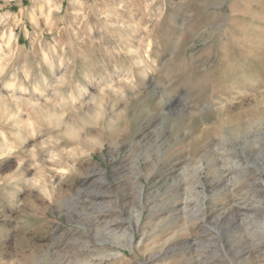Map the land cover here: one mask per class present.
<instances>
[{"label": "rangeland", "instance_id": "374dc122", "mask_svg": "<svg viewBox=\"0 0 264 264\" xmlns=\"http://www.w3.org/2000/svg\"><path fill=\"white\" fill-rule=\"evenodd\" d=\"M0 264H264V0H0Z\"/></svg>", "mask_w": 264, "mask_h": 264}, {"label": "bare ground", "instance_id": "6f19581e", "mask_svg": "<svg viewBox=\"0 0 264 264\" xmlns=\"http://www.w3.org/2000/svg\"><path fill=\"white\" fill-rule=\"evenodd\" d=\"M9 34H10V32H9ZM8 34V36L6 37V41L9 43L10 41H12V40H14V36L12 35V34H10L9 35ZM3 38V37H2ZM7 43V44H8ZM5 44V43H4ZM11 83V82H10ZM11 85V84H10ZM200 166H202V164L200 163ZM199 169H201V167H195V170H196V172L199 170ZM139 218H140V212H137L136 213V215H135V222L137 223L138 222V220H139ZM130 239H132V234H130Z\"/></svg>", "mask_w": 264, "mask_h": 264}]
</instances>
